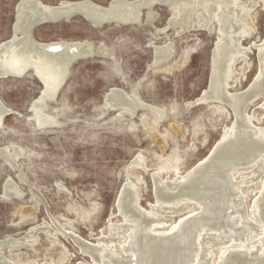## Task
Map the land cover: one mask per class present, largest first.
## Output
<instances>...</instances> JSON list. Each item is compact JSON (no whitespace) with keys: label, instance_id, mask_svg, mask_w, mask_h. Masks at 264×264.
<instances>
[{"label":"rangeland","instance_id":"rangeland-1","mask_svg":"<svg viewBox=\"0 0 264 264\" xmlns=\"http://www.w3.org/2000/svg\"><path fill=\"white\" fill-rule=\"evenodd\" d=\"M19 1L0 0V43L13 34ZM42 1L57 5L63 0ZM111 1L93 2L108 6ZM154 10L156 18L152 22H147L144 10L142 24L94 26L78 15L35 27L33 34L39 42L87 40L107 52L77 59L71 65L69 76L46 108L59 119L57 127L40 126L33 117L31 105L43 89V83L33 71L21 77H0V100L11 109L0 125V149L8 147L9 158L16 151L21 155L12 159V163L0 154V240L28 236L27 243L12 250L3 249L4 255L13 261L92 264V258L82 253L71 235L95 242L106 235L110 221L123 222L117 201L128 178L140 189L141 205L150 208L156 201L152 173L164 162L174 164L169 177L185 173L210 153L225 125L232 122V111L227 106L224 112L217 110L223 106L218 102L188 106L208 87L217 31L199 30L179 35L171 27L164 32L170 9L157 4ZM254 18L257 32L244 41L249 47L253 41L260 43L264 38L263 7L254 10ZM166 43H174L171 59L155 64L154 45ZM248 62L247 72L239 74V83L231 88L233 91L248 88L255 78L259 69L256 46L248 52ZM236 69L242 70L241 62ZM114 86L131 95L137 93L146 104L169 109L170 114L155 130H152L154 114L150 111L139 108L137 116L129 113L119 116L105 99V94ZM253 107L250 105L248 111ZM157 133L166 136L165 150L158 145ZM139 155L147 159L143 160L145 168L132 165ZM8 182L22 192L20 196L4 193ZM252 191L247 195L246 208L257 190ZM179 218L180 215H166L164 219L172 222ZM36 225L34 240L29 230ZM50 231L56 234L55 240ZM64 254L71 255L70 261H61Z\"/></svg>","mask_w":264,"mask_h":264},{"label":"bare ground","instance_id":"bare-ground-1","mask_svg":"<svg viewBox=\"0 0 264 264\" xmlns=\"http://www.w3.org/2000/svg\"><path fill=\"white\" fill-rule=\"evenodd\" d=\"M85 1L88 3L80 5V2ZM93 1L63 0L60 4L51 5L42 0H20L13 34L0 43L2 76L21 77L33 71L43 83L42 94L31 105L33 117L40 126L60 125L55 114L48 113L46 108L48 101L56 98L69 76L73 61L79 55L71 51L72 47L76 46L81 56L92 52L94 55L107 52L102 46L87 40L39 42L33 34L36 23L43 19L54 21L55 16L71 13L81 6L87 20L94 26L98 25L100 19L113 16L126 23L142 24L144 10L147 22L156 18L154 6L160 0H112L110 3L113 8L109 12L95 9L91 5L95 3ZM164 1V4H159L166 5L171 16L162 31L173 27L179 35L199 30L218 33L208 87L188 106L218 102L223 106L217 107V110L224 112L227 106L232 111L228 115L231 112L233 120L225 125L219 141L210 153L185 173L169 177L174 164L165 162L151 172L156 201L151 203L150 208L141 205L140 189L136 182L128 178L117 201L123 222L114 224L110 221L106 235L97 238L95 242L69 234L82 253L92 258V264H264V38L260 43L256 40L252 42V46L258 49L259 58V69L252 83L244 90L231 89L238 85L239 74H245L249 68L248 52L252 46H245L244 41L257 32L254 10L258 6L264 9V0ZM173 44L154 45L155 64H163L171 59ZM38 45L44 50H39ZM53 46H59L62 50H46ZM240 62L242 70L238 72L236 65ZM136 94L131 95L121 87L114 86L105 94V99L109 107L119 112V116L125 113L133 116L139 108L150 111L154 114L151 124L152 130H155L158 123L170 114L169 109L146 104ZM250 105L254 107L248 111ZM10 111L0 100V125L4 115ZM176 128L179 131L181 127ZM156 136L158 145L165 150L168 143L166 136L162 133ZM8 149L1 148L0 154L12 162L19 152L16 151L9 158L6 154ZM22 149L19 150L21 153ZM144 158L139 155L132 165L145 168ZM164 172L166 175L162 176ZM255 189L256 194L246 208L247 195ZM4 193L11 197L20 196L22 192L8 182ZM166 215H180V218L168 222L164 219ZM37 230V225L29 230V236L34 240ZM51 236L56 239V234ZM27 238L9 236L0 242L8 240L12 250L27 243ZM65 259L70 261L71 255H66L61 261ZM0 260L22 264L4 255L1 249Z\"/></svg>","mask_w":264,"mask_h":264},{"label":"water","instance_id":"water-1","mask_svg":"<svg viewBox=\"0 0 264 264\" xmlns=\"http://www.w3.org/2000/svg\"><path fill=\"white\" fill-rule=\"evenodd\" d=\"M135 1H139V0H135ZM80 3H81L80 5H84V3H88V1L80 2ZM159 3L164 4L165 1L164 0H160ZM159 3H156V5L159 4ZM91 5H93V7L95 9H99V10L105 11V12H109L113 8V6H112L111 3L108 6H102V5H99V4H96V3H92ZM78 15H80V16H82V17H84V18L87 19L86 15L84 14V11L81 9V6H80L79 9H77V10L71 12V13H67V14H64V15H57V16H55V20L54 21L48 20V19L39 20L36 23V27L39 26V25H41V24L48 23V22H59V21L64 20V19L65 20L66 19H72V18H74L75 16H78ZM109 23H116V24H134V23H130V22H127L126 23V21H124L122 19H119L118 17L113 16V17H109V18L100 19L97 26H103V25L109 24ZM40 45H38V49L39 50H44V49H42L43 47H41ZM46 50L49 51V52H57V51L62 50V48L59 47V46H53V47H47ZM71 51L72 52H75L76 54H79L78 57L73 61V63L77 59L86 58V57H89V56H93L95 54L94 52H92V53H87L86 56H81L80 53H78V50H77L76 46L72 47V50ZM82 55H85V54H82ZM0 77H4V76H2V74L0 73ZM7 241L8 240H4V241L0 242V249L2 251L5 248H9V245H8V242ZM0 264H13V263H10V262L4 261V260L3 261L0 260Z\"/></svg>","mask_w":264,"mask_h":264}]
</instances>
